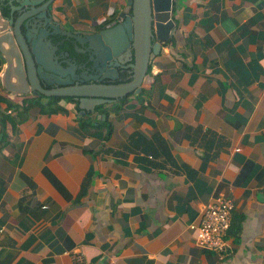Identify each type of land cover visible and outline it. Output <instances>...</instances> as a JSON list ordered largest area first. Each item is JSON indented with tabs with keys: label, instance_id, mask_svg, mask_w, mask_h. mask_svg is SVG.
<instances>
[{
	"label": "crops",
	"instance_id": "1",
	"mask_svg": "<svg viewBox=\"0 0 264 264\" xmlns=\"http://www.w3.org/2000/svg\"><path fill=\"white\" fill-rule=\"evenodd\" d=\"M55 1L70 32L126 5ZM172 3L139 93L95 112L13 92L0 61V264H264V0ZM217 194L222 258L190 227Z\"/></svg>",
	"mask_w": 264,
	"mask_h": 264
},
{
	"label": "water",
	"instance_id": "2",
	"mask_svg": "<svg viewBox=\"0 0 264 264\" xmlns=\"http://www.w3.org/2000/svg\"><path fill=\"white\" fill-rule=\"evenodd\" d=\"M55 2L0 0L1 67L7 64L8 71V52L12 49L18 65L14 72L18 73L16 79L21 83L18 89H11L13 92L70 98L82 108L81 114L95 112L97 105L109 106L139 93L152 60L176 34V22L172 18L173 0H126L125 7L114 20L97 32L63 30L64 25L51 12ZM32 10L37 12L23 13ZM38 22L42 28H47V36L56 35L54 29L64 31L66 41L58 43V49H61L59 57L44 49L47 42H35L37 34H29L30 24ZM65 43L70 49H62ZM125 57L128 58V65L123 62ZM125 67L131 71V78L114 83L117 69ZM77 70L88 75H78L75 73ZM4 74L8 80L9 75ZM106 79L109 81L105 82ZM42 84L60 87L48 90ZM81 104H90V107H81Z\"/></svg>",
	"mask_w": 264,
	"mask_h": 264
},
{
	"label": "built area",
	"instance_id": "3",
	"mask_svg": "<svg viewBox=\"0 0 264 264\" xmlns=\"http://www.w3.org/2000/svg\"><path fill=\"white\" fill-rule=\"evenodd\" d=\"M233 207V201L222 194H217L204 206L200 222L190 226L195 231L197 246L217 252L220 258L224 256L227 244L224 235L230 226ZM75 264L81 261L75 259Z\"/></svg>",
	"mask_w": 264,
	"mask_h": 264
},
{
	"label": "flooded vegetation",
	"instance_id": "4",
	"mask_svg": "<svg viewBox=\"0 0 264 264\" xmlns=\"http://www.w3.org/2000/svg\"><path fill=\"white\" fill-rule=\"evenodd\" d=\"M35 12H37V11L32 10V11H24L23 13L29 14V13H35ZM14 17L17 18L16 15H14ZM41 26L42 25L39 24V22L30 24V26H29L30 28L28 30L29 34H32V35L37 34V40H35V42H37V43L42 42V44L44 42H47V44L45 43L44 49L46 51H52L54 57H55V55H57L59 57L61 49H58V46H59L58 43L65 40L66 36L63 34V32H64L63 30H65V29H63V30L54 29L53 32H57V34L53 35V36H49V35L47 36V34H48L47 28L46 27L42 28ZM102 27H103V24H102V26H99V25L94 26V23H93L90 25V32H97V31L101 30ZM22 33L23 34L25 33L23 27H22ZM56 47H57V49H56ZM62 49L66 50V49H70V48L66 47V43H65V45L62 46ZM71 55H75V54L71 52ZM127 59L128 58L125 57L123 60L125 65L129 64ZM75 73L78 75H83V76H85V74L88 75V73H83V71L79 72L78 70L75 71ZM116 73H117V78L114 80V83L126 82L132 76L131 71L128 69V67L118 68ZM104 81L108 82L109 80L106 79ZM42 85H43V88L48 89V90H54L55 88L60 87L56 84H51V85L42 84Z\"/></svg>",
	"mask_w": 264,
	"mask_h": 264
},
{
	"label": "trees",
	"instance_id": "5",
	"mask_svg": "<svg viewBox=\"0 0 264 264\" xmlns=\"http://www.w3.org/2000/svg\"><path fill=\"white\" fill-rule=\"evenodd\" d=\"M58 98H52V101L51 102H55Z\"/></svg>",
	"mask_w": 264,
	"mask_h": 264
}]
</instances>
